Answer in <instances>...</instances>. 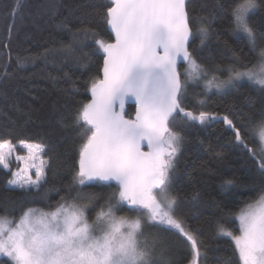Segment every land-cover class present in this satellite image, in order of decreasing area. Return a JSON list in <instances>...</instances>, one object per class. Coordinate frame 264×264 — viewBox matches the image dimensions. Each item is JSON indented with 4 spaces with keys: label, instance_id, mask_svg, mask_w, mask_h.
<instances>
[{
    "label": "snow or ice",
    "instance_id": "6c2138e0",
    "mask_svg": "<svg viewBox=\"0 0 264 264\" xmlns=\"http://www.w3.org/2000/svg\"><path fill=\"white\" fill-rule=\"evenodd\" d=\"M215 3L223 9L221 0ZM22 6L23 0H16V10ZM258 7L256 0H232L228 8L234 31L245 35L253 48L258 37L264 40V32L250 24ZM103 15L113 39L90 33L103 52V66L101 76L86 86L91 98L81 101L72 116L73 124L84 129L72 179L76 186L95 181L110 187L114 182L116 191L107 196L106 208L96 212L91 222L86 205L68 204L64 198L49 210L22 206L18 218L0 216V257H7L11 264H151L150 250L138 240L147 222L173 231L190 245V264H197L198 230H189L175 215L177 197L169 192L182 140L174 127L181 121L203 125L220 119L264 172V118L258 125L260 147L252 150L233 119L213 112L194 113L182 107V94L189 82L202 79L206 90L235 86L242 78L264 90V62L258 69L250 68L233 53L247 70L230 66L228 78L219 80L213 75L221 70L219 66L205 68L193 55L195 47L190 51L194 36L200 37L203 48L215 30L209 18L190 14L188 0H110ZM260 56L264 61V49ZM129 101L135 107L132 115L126 113ZM17 148L26 154L20 155ZM47 152L44 143L0 138V168L9 171V186L39 191L51 167ZM12 161L19 165L15 171ZM233 183L228 179L224 186ZM85 198L99 197L91 193ZM123 206L143 215H116L117 207ZM228 215L238 221L239 234L218 223V235L232 240L241 264H264V195Z\"/></svg>",
    "mask_w": 264,
    "mask_h": 264
},
{
    "label": "trees",
    "instance_id": "16d2710c",
    "mask_svg": "<svg viewBox=\"0 0 264 264\" xmlns=\"http://www.w3.org/2000/svg\"><path fill=\"white\" fill-rule=\"evenodd\" d=\"M256 1L259 7L251 15L250 24L254 30L264 32V0ZM221 3L222 10L215 0H188L190 14L209 18L215 30L203 48L199 46L200 37L194 36L190 50L195 47L193 55L199 62L221 70L244 67L233 53L250 66L256 52L245 35L234 31L228 11L232 0ZM109 4L110 0H23L17 11L16 0H0V138L44 143L48 146L45 159L51 163L39 191L11 188L9 171L0 168V216L18 218L22 206L49 209L64 198V202L86 205L88 217L93 219L96 212L106 208L107 196L116 191L114 182L110 187L95 181L76 186L72 179L84 132L73 124L72 116L81 101L91 98L86 91L90 79L101 76L103 52L93 43L97 37L90 33L113 39L103 15ZM182 107L194 113L229 116L241 128L248 148L259 149L256 126L264 118V93L247 82L224 92L212 91L203 105L182 98ZM134 111V104L126 105L127 114ZM174 130L182 140L169 192L177 197L175 215L189 230H198L201 255L197 264H241L232 240L218 235L217 224L228 222L239 233L237 221H228V213L236 212L261 194L264 172L249 152L235 142L233 131L220 119L203 125L181 121ZM17 151L24 152L20 148ZM228 179L234 183L225 187ZM91 193L99 198H85ZM194 193H198L195 198ZM116 210L143 215L129 211L127 206ZM144 231L150 243L161 250L156 264H190V245L173 231L147 222ZM0 264L11 262L0 257Z\"/></svg>",
    "mask_w": 264,
    "mask_h": 264
},
{
    "label": "rangeland",
    "instance_id": "374dc122",
    "mask_svg": "<svg viewBox=\"0 0 264 264\" xmlns=\"http://www.w3.org/2000/svg\"><path fill=\"white\" fill-rule=\"evenodd\" d=\"M257 2V1H256ZM258 4V3H257ZM236 33H238V32H236ZM240 34H242V33H240ZM261 49H264V40H261L259 37L257 38V42H256V46H255V48H254V50H255V52H256V59H255V61H254V63L252 64V65H250V66H248V67H256L257 69H258V67H259V64L260 63H262V62H264V61H262V59H261V56H260V51H261ZM199 62V61H198ZM201 63V62H200ZM201 64H203V63H201ZM204 66H205V68H208V69H211L212 67L211 66H208V65H205V64H203ZM230 67V66H229ZM231 67H233V66H231ZM235 67V66H234ZM236 69H238V70H240V71H245V70H247L245 67H235ZM226 69L227 68H225V69H223V70H221V71H216V72H214L213 73V75H215V76H217L218 78H219V80H226L227 78H228V75H229V73L226 71ZM243 82H247L252 88H254V89H256V90H258V91H260V93H264V90H262L259 86H255V85H253L252 84V82H250L247 78H242L241 80H239V81H236V82H234V85L235 86H227V87H225V88H223V89H220V90H218V89H216L215 87H213L212 89H210V90H206L205 89V82H204V80L202 79V80H200V81H198V82H195V83H192V82H189V84L186 86V89H185V91H184V93H183V96H182V98L184 99L185 98V100L187 99L188 101H192V102H197V103H199V101H203L204 103L203 104H205V102H206V98H207V96L209 95V94H211V92L212 91H217V92H224V91H226V90H228V89H230V88H234V87H236L238 84H241V83H243ZM199 91V92H198ZM196 95H199V96H197V98H196ZM200 104V103H199ZM260 123V122H259ZM259 125V124H258ZM258 125L256 126V128H257V131H256V135H257V137L259 138V129H258ZM16 151H17V149H16ZM17 153H19L20 155H25L26 153L25 152H18L17 151ZM177 155H178V153H177ZM177 155H176V157H177ZM10 167H11V169H12V171H15L16 170V168L17 167H19V165L15 162V161H12L11 162V164H10ZM12 178V177H11ZM260 195H264V190L261 192V194ZM259 195V196H260ZM259 196L256 198V199H258L259 198ZM255 199V200H256ZM255 200H253V201H255ZM253 201H251V202H253ZM65 203H68V204H72V203H75V204H78V205H82L81 203H79V202H75V201H72V202H65ZM248 203H250V202H248ZM245 205H243L242 207H244ZM31 207H39V208H42V207H40V206H31ZM241 207V208H242ZM44 209V208H43ZM45 210H49V209H45ZM239 210H237L236 212H238ZM85 212H86V209H85ZM86 215L88 216V214H87V212H86ZM116 215H118V216H127V217H131V218H134V217H136V216H138V215H129V214H126V213H119L117 210H116ZM5 217H7V216H5ZM8 218V217H7ZM89 218V217H88ZM10 219V218H9ZM94 219V218H93ZM93 219H90L89 218V221L91 222ZM229 220H236L235 219V217L234 216H231L230 215V217L228 218V221ZM237 221V220H236ZM237 225H238V221H237ZM223 226L225 227V228H227L228 230H231V231H233V229H232V227L229 225V223L228 222H223ZM233 233L234 234H239V233H235L234 231H233ZM138 240L140 241V243H141V245L142 246H145L148 250H150V252H151V254H150V260H151V264H156V262L157 261H159L160 260V257H161V250H159L157 247H155L154 245H152L151 243H150V240L148 239V237L145 235V231H144V226H143V228H142V235H140L139 237H138ZM165 250V249H164ZM155 261V262H154Z\"/></svg>",
    "mask_w": 264,
    "mask_h": 264
},
{
    "label": "water",
    "instance_id": "95a60500",
    "mask_svg": "<svg viewBox=\"0 0 264 264\" xmlns=\"http://www.w3.org/2000/svg\"><path fill=\"white\" fill-rule=\"evenodd\" d=\"M110 28V27H109ZM111 30V29H110ZM191 51V50H190ZM128 104H134L132 101H129ZM127 105V104H126ZM145 151H147V148L144 149ZM198 259V258H197Z\"/></svg>",
    "mask_w": 264,
    "mask_h": 264
}]
</instances>
